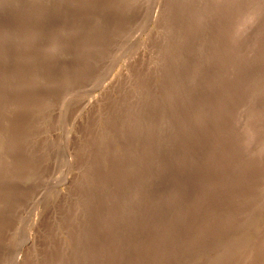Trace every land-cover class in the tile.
Here are the masks:
<instances>
[{"label": "rangeland", "instance_id": "1", "mask_svg": "<svg viewBox=\"0 0 264 264\" xmlns=\"http://www.w3.org/2000/svg\"><path fill=\"white\" fill-rule=\"evenodd\" d=\"M132 1L0 0V264H264V0Z\"/></svg>", "mask_w": 264, "mask_h": 264}, {"label": "bare ground", "instance_id": "2", "mask_svg": "<svg viewBox=\"0 0 264 264\" xmlns=\"http://www.w3.org/2000/svg\"><path fill=\"white\" fill-rule=\"evenodd\" d=\"M123 1V0H122ZM134 1V0H133ZM132 1V2H133ZM121 2V1H120ZM117 5H119V3ZM126 2V1H125ZM135 3V2H134ZM123 4V2H122ZM125 4V3H124ZM130 6L131 3H129ZM139 4V2H138ZM137 4V5H138ZM157 4V3H156ZM155 4V5H156ZM114 6V5H113ZM123 6V5H122ZM127 6V5H126ZM139 6V5H138ZM116 7V5H115ZM157 7V6H156ZM114 8V7H113ZM118 8V7H117ZM157 12L155 11L154 9V12H152L151 15H153V18L154 16H156ZM25 25V24H24ZM21 27V26H20ZM127 36V35H126ZM135 36V35H134ZM61 37V36H60ZM133 37V36H132ZM32 37H30L31 39ZM134 38V37H133ZM229 39V38H228ZM125 40V39H124ZM128 40V39H127ZM29 42V40H27ZM33 41V40H32ZM26 42V41H25ZM31 42V41H30ZM136 43V38L134 39H130L129 41V44L133 45ZM128 46V45H127ZM26 47V46H25ZM123 49V48H122ZM121 49V50H122ZM122 52V51H121ZM119 53V52H118ZM134 58V57H133ZM147 74V73H146ZM114 78V76L111 77V79ZM104 84V83H103ZM106 85V84H105ZM104 85V86H105ZM254 88V87H253ZM251 90H249L250 92ZM235 92V91H234ZM249 94V93H248ZM168 95V94H167ZM240 95V94H239ZM253 97V96H252ZM246 100V99H245ZM97 101V98L96 97H89L88 100L85 101V105H92L93 103H95ZM217 102V101H216ZM220 102V101H219ZM222 105V104H220ZM113 107V106H112ZM127 110V109H126ZM238 111V110H237ZM263 112V111H262ZM255 113V112H254ZM260 113V112H259ZM262 114V113H261ZM253 116V115H252ZM219 117V116H218ZM261 122V121H260ZM232 123V122H231ZM226 131V130H225ZM232 133V132H231ZM235 133V132H234ZM242 135V134H241ZM229 140V139H228ZM43 194V192H42ZM129 198V197H128ZM242 208H239V207H234V208H231L229 209L228 211L225 212V214L222 216V219H221V226H220V232H221V238H222V242H223V255H222V252H221V264H227L228 263V260L230 262V264H238V260L234 258V256L232 254H229L227 253L226 250H224V248H226L227 246V237L229 236V228H230V223L235 221L236 218H239L240 216L242 215H239V214H242L245 213L244 211L241 210ZM227 210V209H226ZM243 227V226H241ZM239 231H240V227L239 225H236L235 226V229L234 231H232V234H231V241H232V244H234V248L236 247L237 245V237H238V234H239ZM236 251V250H235ZM225 252V253H224ZM118 255V254H117ZM138 261V260H137ZM219 263V262H218ZM134 264V263H133ZM208 264H214L213 262H210Z\"/></svg>", "mask_w": 264, "mask_h": 264}]
</instances>
